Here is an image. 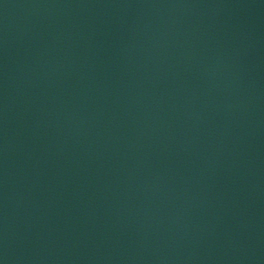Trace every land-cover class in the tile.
I'll use <instances>...</instances> for the list:
<instances>
[{
  "label": "water",
  "instance_id": "95a60500",
  "mask_svg": "<svg viewBox=\"0 0 264 264\" xmlns=\"http://www.w3.org/2000/svg\"><path fill=\"white\" fill-rule=\"evenodd\" d=\"M0 264H264V0H0Z\"/></svg>",
  "mask_w": 264,
  "mask_h": 264
}]
</instances>
